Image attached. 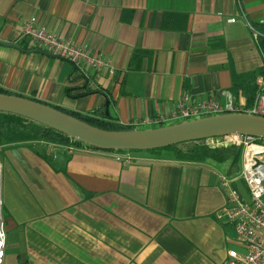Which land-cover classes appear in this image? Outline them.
Returning <instances> with one entry per match:
<instances>
[{
  "label": "crops",
  "instance_id": "obj_1",
  "mask_svg": "<svg viewBox=\"0 0 264 264\" xmlns=\"http://www.w3.org/2000/svg\"><path fill=\"white\" fill-rule=\"evenodd\" d=\"M32 17L106 64L28 48ZM249 24L264 35V0H0V40L20 47L0 44V86L80 113H106L108 102L131 127L168 116L187 95L247 104L234 83L264 68ZM136 155L123 164L41 139L0 145L3 264H220L232 224L216 214L232 161Z\"/></svg>",
  "mask_w": 264,
  "mask_h": 264
},
{
  "label": "built area",
  "instance_id": "obj_2",
  "mask_svg": "<svg viewBox=\"0 0 264 264\" xmlns=\"http://www.w3.org/2000/svg\"><path fill=\"white\" fill-rule=\"evenodd\" d=\"M228 21L235 22L236 19L230 18ZM249 27L258 43V38L264 35L251 24ZM22 36L27 38L28 48L47 51L78 66L98 68L106 64L102 55L94 56L72 40L61 38L46 30L38 24L36 17L30 18L23 24ZM110 71L113 73L114 69L110 67ZM226 112H246L264 116V77L258 83L256 98L250 106L235 102L232 96H229L226 104L221 105L212 99L205 102H191L187 95L178 102L176 109L168 116L156 120H144L133 128ZM204 141L215 146L235 144L242 149L240 174L221 177V184L226 193V204L216 214L219 220H226L232 224L240 246L229 248L220 264H264V137L244 134L209 138ZM109 152H112L123 164H130L139 158L137 153L132 151ZM238 177L246 186L249 200L236 185ZM6 239L0 201V264H3L5 258Z\"/></svg>",
  "mask_w": 264,
  "mask_h": 264
},
{
  "label": "water",
  "instance_id": "obj_3",
  "mask_svg": "<svg viewBox=\"0 0 264 264\" xmlns=\"http://www.w3.org/2000/svg\"><path fill=\"white\" fill-rule=\"evenodd\" d=\"M0 44L20 48L14 42L0 40ZM106 105L108 114L109 103ZM0 112L32 119L78 140L87 148L103 151H149L230 135L251 134L264 137V116L246 112L197 116L181 122L178 120L170 125L156 124L159 127L147 125L129 130H106L43 101L2 92Z\"/></svg>",
  "mask_w": 264,
  "mask_h": 264
},
{
  "label": "trees",
  "instance_id": "obj_4",
  "mask_svg": "<svg viewBox=\"0 0 264 264\" xmlns=\"http://www.w3.org/2000/svg\"><path fill=\"white\" fill-rule=\"evenodd\" d=\"M258 43L264 53V36L258 38ZM264 75V68L260 72H250L245 75H241L235 81L232 90L235 96L241 92L247 100V105H252L256 98L257 86L256 80L258 75ZM0 92L12 93L0 86ZM89 89L86 88L83 94L89 93ZM19 95V94H18ZM35 100V97H29ZM52 105V104H51ZM55 106V105H53ZM75 117L102 129L106 130H129L133 127L119 122L116 118L111 117L110 114H106L101 109L94 111H89L86 113L74 112L70 110L63 109L59 106H55ZM46 140L50 143H55L67 147L83 146L81 142L75 140L66 134L57 131L51 127L41 124L32 119L26 118L13 113L0 112V145L11 144V143H23L33 140ZM204 141V140H202ZM199 141H193L196 143L191 148L182 149L181 145L178 144L174 146H169L163 149H155L145 151L152 154H159L163 150H169L173 153V156L178 160L183 161H193V162H203L209 159H213L219 162H224L231 160L233 166H236L239 170V161L242 157V149L236 148L232 145L210 147L204 144H197ZM192 143V142H188ZM95 149V148H92ZM98 150V149H96ZM238 170H235L232 175H234Z\"/></svg>",
  "mask_w": 264,
  "mask_h": 264
},
{
  "label": "rangeland",
  "instance_id": "obj_5",
  "mask_svg": "<svg viewBox=\"0 0 264 264\" xmlns=\"http://www.w3.org/2000/svg\"><path fill=\"white\" fill-rule=\"evenodd\" d=\"M181 121L182 120H180V122ZM173 123H177V121H175V122H167V123H165V125H170V124H173ZM159 126L160 125H157V126L156 125L155 126H147V127H159ZM195 144L196 143H193V142L192 143H186V144L181 145V148L182 149L191 148ZM197 144H204V145H207V146H210V147H218V146H215L213 144L211 145V144L207 143L206 141H199ZM221 146H227V145H221ZM232 146L241 149V147L238 146V145H235L234 144ZM132 152H136V153H147L145 151H132ZM162 153L168 154V153H170V151L169 150H163ZM241 169H242V157H241V159L239 161V170L237 169L236 166H233V164H232L231 165V168H230V173L232 174L235 170H238L234 174V176H238L240 174V172H241ZM236 185L239 188L240 192L241 193H244L245 198L247 200H249V196H248L247 191H246V186L244 185V183H243V181H242L241 178L238 177V180L236 181ZM227 227H228V232L230 233V237H229L230 238V240H229L230 248H238L240 246V243L238 242V240L236 238V234H235V231H234L233 227L231 225H227Z\"/></svg>",
  "mask_w": 264,
  "mask_h": 264
}]
</instances>
